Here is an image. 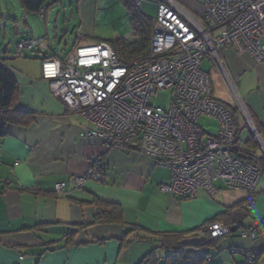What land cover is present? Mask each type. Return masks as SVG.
<instances>
[{
  "label": "crops",
  "instance_id": "1",
  "mask_svg": "<svg viewBox=\"0 0 264 264\" xmlns=\"http://www.w3.org/2000/svg\"><path fill=\"white\" fill-rule=\"evenodd\" d=\"M98 1L75 0L77 32L68 51L48 53L43 42L37 55L30 52L38 44L22 50L26 59L0 53L16 79L17 106L32 114L27 124H6L0 136V264H137L152 250L157 264H165L168 250L159 247L160 234L198 235L212 222H222L232 232L209 248L207 264H244L235 254L249 250L258 253V264H264V62L230 47L221 52L239 95L233 96L235 105L229 99L223 102L235 109L240 138L246 145L252 140L243 109L260 133L253 151L263 173L254 194L250 197L221 182L213 197L163 192L159 184L170 179L167 167L133 148L107 147L102 138L89 135L91 123L53 97L42 77L45 59L62 58L77 45L99 42L91 36ZM175 1L182 12L200 16L204 0ZM136 3L153 18L157 0ZM96 158L105 163L104 178L76 183L73 177ZM58 182L65 183L62 192L55 190ZM111 205L117 208L107 211Z\"/></svg>",
  "mask_w": 264,
  "mask_h": 264
},
{
  "label": "built area",
  "instance_id": "2",
  "mask_svg": "<svg viewBox=\"0 0 264 264\" xmlns=\"http://www.w3.org/2000/svg\"><path fill=\"white\" fill-rule=\"evenodd\" d=\"M45 10L43 6L39 12ZM36 44L25 39L16 48ZM226 47L264 62V0H204L199 17L182 12L175 0H157L145 55L125 64L108 42L99 41L77 45L62 58L45 59L41 73L51 95L91 123L89 135L102 138L107 147L133 148L167 167L170 179L159 184L161 191L184 198L200 192L213 197L221 182L251 197L262 166L240 138L232 107L213 96L210 75L202 69L208 58L232 95L239 96L222 58ZM161 89L170 92L165 108L150 103ZM201 116L217 120L215 133L199 124ZM243 116L252 138L260 141L244 109ZM105 169L104 161L96 158L73 180H102ZM64 188V182L55 184L56 192ZM205 229L212 237L231 233L222 222ZM243 233L253 236L255 231ZM253 253H244L248 263Z\"/></svg>",
  "mask_w": 264,
  "mask_h": 264
},
{
  "label": "rangeland",
  "instance_id": "3",
  "mask_svg": "<svg viewBox=\"0 0 264 264\" xmlns=\"http://www.w3.org/2000/svg\"><path fill=\"white\" fill-rule=\"evenodd\" d=\"M53 1L48 0L47 4L50 3L51 6L47 9L46 16L42 17L40 12H27L21 6L19 0H0V53L2 55L26 59V57L21 55L23 52L19 53L20 50L16 48L17 43L25 39L37 40L38 45L35 48V54L30 52L32 56L37 55L36 51L41 48L40 46L43 42L48 46V48L45 46L48 53L53 50L60 53L63 49L66 52L72 47L77 32V27L75 28V26L78 24L77 16L75 17V0H59L52 4ZM70 1H72L71 5L73 6L72 13L69 7ZM100 1H102L103 5ZM98 2L96 16H94V31L91 36L95 40L105 42H110L116 37L132 39L133 30L126 8L118 0H99ZM91 39L87 43L91 42ZM24 51H30V49L26 48ZM18 54L21 56H18ZM202 69L210 75L213 96L217 99H222V101L231 100L230 102L234 104L230 88L208 58L203 60ZM169 97V90L161 89L150 99V103L157 107L165 108ZM198 122L207 133L212 134L217 131L218 123L215 118L201 116ZM246 129L243 132L241 130L242 138L247 135ZM235 256L239 261H246L243 254L237 253ZM209 261L210 259L208 258L204 264ZM158 264H164V261L161 260Z\"/></svg>",
  "mask_w": 264,
  "mask_h": 264
},
{
  "label": "trees",
  "instance_id": "4",
  "mask_svg": "<svg viewBox=\"0 0 264 264\" xmlns=\"http://www.w3.org/2000/svg\"><path fill=\"white\" fill-rule=\"evenodd\" d=\"M19 1L27 12H39L43 6L46 9L48 0ZM120 1L128 13L133 29V38L116 37L108 43L115 50L120 61L127 64L148 52L151 39L152 17L139 9L136 0ZM17 98L18 88L16 79L6 64L5 59L0 58V136L4 134L6 124H27L32 118L30 112L22 110L17 106ZM233 111L235 112V109ZM251 139L250 141H246V143L247 147L254 153L253 147L256 146V140L252 136ZM116 208L117 206L111 205L107 211L111 212ZM205 226L200 230V234L189 237L182 232L175 231L160 234L156 241L159 247L168 250V254L164 257L165 264H203L210 256L209 248L215 246L218 239L221 238L210 236ZM258 256V253H253L251 263H248L245 258L244 264H258ZM137 264H157L155 251L149 252Z\"/></svg>",
  "mask_w": 264,
  "mask_h": 264
}]
</instances>
